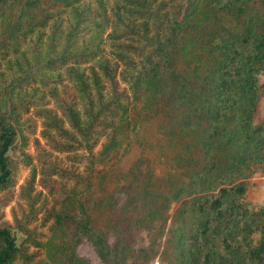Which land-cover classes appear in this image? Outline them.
Returning a JSON list of instances; mask_svg holds the SVG:
<instances>
[{"label":"trees","instance_id":"trees-1","mask_svg":"<svg viewBox=\"0 0 264 264\" xmlns=\"http://www.w3.org/2000/svg\"><path fill=\"white\" fill-rule=\"evenodd\" d=\"M83 2L0 0V47L51 20L60 23L67 10L78 14ZM111 9L108 35L127 71L125 87L103 59L98 65L110 83L107 99L96 69L80 68V55L48 60L55 71L70 58L64 69L76 95L68 89L63 102L55 92L68 127L44 110L56 136L48 131L46 139L57 150L83 149L86 156L79 155L82 171L67 172L69 186L40 179L54 196L43 217L49 222L43 240L16 216L14 225L8 223L1 212L15 196L16 164L8 151L18 131L16 105L9 113L0 107V264H88L77 252L84 239L104 264H138L148 252L135 246V228L167 220L171 264H264V206L245 199L247 180L264 164V119L254 122L264 95V0H115ZM144 111L159 117L157 130L172 143L182 178L139 166L132 173L136 187L126 189V202L116 212L113 192L104 188V167L118 158ZM54 170L50 176L61 172ZM34 180L32 173L20 186L27 202ZM94 188L100 189L96 199ZM138 206L144 211L139 219L131 215ZM13 228L27 234L19 244ZM31 244L38 252H28Z\"/></svg>","mask_w":264,"mask_h":264},{"label":"rangeland","instance_id":"rangeland-1","mask_svg":"<svg viewBox=\"0 0 264 264\" xmlns=\"http://www.w3.org/2000/svg\"><path fill=\"white\" fill-rule=\"evenodd\" d=\"M114 2L115 0L101 2L84 0L79 5L78 14L73 10H67L60 23L51 20L41 31L27 35L17 34V37L8 39L9 46L0 47V107L9 113L11 104L16 105L14 113H17V122L14 124L18 131L15 146L8 151L9 157L16 164L15 196L13 200L2 205L1 212L4 220L12 225L15 216L19 221L22 220L23 227L32 231L31 235L38 240H43L48 234L49 222H44L43 217L52 207L54 197L41 184L40 179L51 177L52 180L56 179L58 184L69 186L71 181L67 178V172L82 171L84 159L79 155L86 156L83 149L69 152L57 150L50 140L46 139L45 133L48 131L50 135L56 136L49 130V124H46L48 122L44 110L56 114L57 118L64 122V126L68 127L65 117L59 110V100L55 92L63 102L66 100L65 93L69 91L68 89L72 90L74 96L76 95L72 79L66 73V68L64 69V65H69L70 58L59 62L63 68L55 71H51L48 60L61 54L80 55V68L86 73L92 66L96 69L103 81L102 89L107 99L110 96V83L98 65L103 59L108 64V72L118 83L120 82L121 87H125L123 74L127 71L125 65L115 58L108 35L111 31V7ZM4 30V27L0 26V35ZM85 54L86 62L83 61ZM3 55L4 59L1 58ZM121 87L119 86V90ZM78 109L83 115V105L80 104ZM263 119L264 95L257 103L254 122L259 123ZM158 122L159 117L146 111L142 112L127 137L123 139L118 158L104 167L107 171L104 188L113 192L111 203L116 212L126 202V189L136 187L132 173L139 166L142 168L148 166L157 176L173 180L182 178L181 171L172 161L175 152L172 143L158 132ZM48 165L53 168L47 170ZM55 168L61 172L58 176H50ZM32 173L35 180L32 183L30 202H27L21 196L20 186L26 184ZM99 191V188H94L92 199L98 197ZM245 199L256 207L264 206V164L247 180ZM179 203L180 199L172 201L169 215H172ZM131 215L139 219L144 216V211L138 206ZM169 222L170 220L153 224L142 222L143 228H135V246L143 247L148 252L146 260L143 262L140 260L138 264H171L167 241ZM13 233L17 244L27 236L18 228H13ZM28 249L29 253L38 252L34 244L29 245ZM77 252L88 264H104L86 239L78 245Z\"/></svg>","mask_w":264,"mask_h":264}]
</instances>
